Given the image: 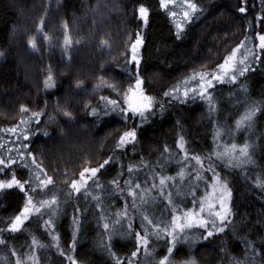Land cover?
<instances>
[{
    "label": "trees",
    "instance_id": "obj_1",
    "mask_svg": "<svg viewBox=\"0 0 264 264\" xmlns=\"http://www.w3.org/2000/svg\"><path fill=\"white\" fill-rule=\"evenodd\" d=\"M240 3L241 0H203L199 3L201 10L183 31H179L169 10L160 6V0H0V52H3L0 56V136H7L10 131L5 130L20 125L21 119L29 113L43 111L45 115L39 117L40 123L33 122L28 129V140L23 139L17 128L12 141L21 146L30 145L27 152L35 155L46 174L53 178V184L58 186L76 179L85 167H98L111 158L99 173L103 185L99 187L101 210L94 215L91 211L85 215L80 211L74 253L70 247L73 235L69 214L56 221L41 209L25 221L19 232L12 233L7 226L22 210L26 197L16 188L0 192V228L5 229L0 237L6 241L0 244V264H15L17 257L12 254L13 249L24 264H29L26 259L30 255L37 256L39 264H70L60 255L53 235L59 236L60 248L82 264H116L117 256L128 264L135 246L134 233L121 236L113 229L126 232L131 220L133 228L142 231L139 226L144 209L137 205L130 209L129 216L121 218V224H115L117 217L113 213L123 208L109 180H118L120 175L123 182L135 180L140 175L157 177V172L167 170L172 177L184 167L185 182L181 191L171 198L180 205L178 212L173 213L168 201L147 209L154 220L168 222L172 215L192 208L194 200L198 210L199 199L209 190L211 171H201L202 179L195 186L190 184L199 169L191 160L193 154L204 158L205 167L212 163L221 180L231 189V223L226 224L224 232L207 241L199 240L191 246L178 244L173 253L176 264L190 257H195L198 264H233V257L264 264V189L257 186V179L264 180V53L258 47L254 49L261 59L252 63L236 85L214 89L213 96L220 94L222 97L217 112L210 111L197 98L181 103L164 96L180 78L214 69L242 41L250 48L258 45L255 33H264L258 20L264 16V0H247L246 13L237 11ZM141 5L149 9L147 25L139 17ZM41 19L44 20L42 30ZM137 34L143 37L139 55L147 91L156 97L157 104L164 103L165 111L161 115L157 108V114L138 128L135 145L118 149V137L133 122L125 124L116 113L94 117L90 115V108H103L101 96L119 99L111 87H97L101 78L115 83L121 92L127 90L131 81L123 68L132 67L130 46ZM66 36L71 38L67 47ZM31 37L36 38L35 49L28 43ZM49 74L53 76L55 87L45 89L44 81ZM80 81L83 83L77 88ZM252 102L261 107L247 134L254 163L227 166L216 158L215 152L226 136L231 139L228 133L236 129V121L247 110L244 106ZM22 106L29 111L22 113ZM64 110L70 111L72 116H65ZM218 127L223 134L214 139ZM243 133H238L237 145L242 144ZM181 136L189 153L187 159L179 147ZM6 152L8 149L4 145L0 148V156L6 157ZM209 154H212L210 161L206 159ZM164 157H169V161L162 164L159 159ZM23 162L18 158V164L13 167L19 177L27 179L28 170L20 166ZM129 166H133L131 172ZM3 178L8 177L0 174V179ZM122 187L126 190L128 185ZM31 194L34 201L37 200V192ZM102 219L110 228L100 233L96 223ZM49 220L52 224L47 223ZM191 231L200 234L204 230L194 228ZM33 237L46 247L33 245ZM151 240L149 247L154 251L149 255L141 252L138 264H157L166 254L164 240ZM248 241L260 254L251 249L246 254Z\"/></svg>",
    "mask_w": 264,
    "mask_h": 264
},
{
    "label": "snow or ice",
    "instance_id": "obj_2",
    "mask_svg": "<svg viewBox=\"0 0 264 264\" xmlns=\"http://www.w3.org/2000/svg\"><path fill=\"white\" fill-rule=\"evenodd\" d=\"M170 4H175V0H160V6L164 9H168ZM184 4L187 6V9L183 12L184 18L187 20H191L192 13L198 10V6L196 3H193L192 0H184ZM247 0H241L240 5L237 7V11L240 13L247 12ZM139 17L142 19L144 25L148 24L149 20V9L143 5H141L138 9ZM170 15L175 17L177 13L175 11H170ZM261 28H264V16L258 17ZM44 20L40 21V28L43 29ZM177 28L180 31H183V25L177 22ZM65 29H67V23L64 24ZM252 25L249 24V28L251 29ZM179 36V32L177 33ZM256 37L258 38V45H254L253 47H245V43L242 41L235 49L231 51L229 55L223 60L222 63L217 65L216 70H208V71H199L193 72V74L187 77L183 84L185 85L183 88V97L185 99H180L179 88L174 87L169 91L164 93V96H171L174 100H180L181 103L187 102L189 98V94L191 93V99L195 100L197 97L203 100H207L209 104V110H212L213 107V97L211 92L209 91L212 88L216 87V84H223L226 81L229 83H236L238 76H244L246 72L250 70V65L254 62H258L261 59L260 54H258L254 49L256 47L259 48L261 53H264V33L256 32ZM47 39L48 37L45 36ZM245 39H248L246 37ZM33 49L37 47L36 38L31 37L28 41ZM103 43L107 44V41H103ZM71 44V38L65 37V45ZM143 44V37L137 34L135 42L131 44V63L132 67H124L123 71L129 73L130 83L126 91L121 92L115 83H109L108 81L101 78V85H107L111 87L116 93L119 99L111 98L107 96H101L100 100L104 101L103 108L99 107H91L90 115L94 117H98L101 113L103 116H109L113 113H116L120 116L121 120L127 124L128 122H133L131 127L126 128L123 133L118 137L116 142V148L124 149L128 145H135L138 141V128L142 127L144 122L148 121L151 116H155L156 109L159 108L160 114L163 115L165 111L164 103L157 104V99L154 95L149 94L145 85V79L142 76L141 69V57L139 55L140 46ZM241 49H244V52L238 57V53L241 52ZM0 56H3V52H0ZM128 63V60L125 61V64ZM195 82L194 85L190 86V82ZM82 81L77 82L76 87L80 88L82 85ZM45 89L54 88L55 81L53 76L49 74L44 81ZM87 107V106H86ZM59 108V105H58ZM29 109L27 107L22 106L21 112L27 113ZM261 111V107L257 102H252L248 105L247 110L244 114L236 121V130L239 131L241 128L251 129L254 125L255 118L257 113ZM63 114L67 117H71L72 113L70 111L64 110ZM45 115L43 111L32 112V115L28 117L27 120L21 119L20 123L27 125L29 122L33 121L36 124L40 123L39 117ZM52 119V117H49ZM136 121H139L137 124ZM19 125L6 129L5 131H10L12 133H16ZM21 134L24 140L29 139L28 129H22ZM223 134V130L219 127L215 132L214 139H218ZM44 135H48L45 131ZM4 145L0 144V148H3ZM21 148H16V156H13L11 153L13 151L12 148L8 149V155L0 156V174H4L8 178L0 179V192L4 190H11L13 188L18 189L20 192L25 194L26 203L24 204L22 210L18 215H16L8 224L7 230L9 232L15 233L19 232L25 221L28 220L32 213H40L41 209L48 207L52 209L53 215L58 211V202L57 197L53 193L50 199L41 198L39 200H35L34 196L31 193H36L38 189L47 188L48 185L53 184V178L48 176L46 172L42 168V163L36 160V157L33 153L27 152L30 145L23 144ZM179 147L182 151H184V156L187 159L189 157L188 151L185 149V141L184 137H180ZM252 145L245 142L242 145H237L236 143H231L230 145H226L223 152L216 151L215 156L218 160L224 162L227 166L230 167H239L243 164L254 163L252 159V155L250 153V148ZM167 151V148L165 149ZM32 157L31 165L27 161H24L25 154ZM211 155L209 154L206 159L211 160ZM18 158L22 163L23 168L30 170V175L27 179H23L18 176L16 168L13 166L18 164ZM111 158L106 159L102 164L98 167H85L79 173V179H73L70 182V188L75 191V193L79 194L82 188H86L88 181L90 179L96 178L97 174L100 172L105 165L110 163ZM191 160H194L196 165L199 166V169L196 170V179H202L200 175L201 171H212L213 172V180L212 184L213 194L219 193L216 195L214 199L205 196L200 199L199 207L197 210L196 201H193V207L190 209H185L182 213L174 214L171 216L170 221L165 222L163 220H154L145 212H142V220L140 224V230H135L133 228V224L131 220L127 223V231L120 232L118 229H113V232L116 235H132L134 233L135 246L134 250L131 252V256L128 259V264H138V256L141 252L145 255H149L154 249H150L149 245L152 243L151 238H155L156 241L164 240L166 245V254L160 257L157 261V264H176L173 259V253L177 251V245L180 243H187L189 246L195 244L199 240L207 241L210 237L218 233H222L225 231V226L227 223H231L229 217L232 215V209L230 206V201L232 197L231 189L228 187L226 181H222L220 178V174L217 173L212 163H208L205 167L204 158L201 156L193 154L191 156ZM34 166V167H32ZM133 166H129L128 171H132ZM177 175L183 180L185 176V169L181 167L180 171ZM43 177V178H42ZM33 179L37 181V183L33 186ZM168 181H175V177L171 176H160L159 177V186L155 182L152 184V188L159 187V191L161 195H165L164 189ZM67 182V181H66ZM93 183L97 187H103L99 183L98 179H94ZM113 185L119 188V181L113 179L111 181ZM125 184L128 185V193L133 197L132 205L136 207V198L137 192L135 189H140L141 184L135 183L133 185L131 180L125 181ZM26 185L29 187L26 188ZM257 186L264 189V180L257 179ZM123 191V189H120ZM148 189H143L142 194L140 195L141 203H147V200L144 198L143 193L147 192ZM91 193L86 191L85 195H90ZM69 196L72 195L71 192L68 193ZM168 204L172 205L173 213H177L180 205L175 204L171 199V192L169 191L167 194ZM94 199H99V197H93ZM53 205H57L56 208H53ZM207 209V216L204 215L205 210ZM128 215V205L125 204L123 211H118L115 213L117 219H115V224H121V218L127 217ZM103 218V217H102ZM219 221V223H217ZM74 223H77L76 231H79L78 222L75 220ZM146 222V223H145ZM47 223L52 224V221L49 220ZM54 227V225H53ZM123 227V225H121ZM103 228L105 230H109L110 224L105 222L103 224ZM194 228L203 229L204 231L200 234L193 233L191 230ZM5 229L0 228V232H3ZM53 239L57 242L56 247L60 251V255L64 256L70 264H82L74 255L69 252L64 251L60 248L59 244V236L53 235ZM112 234L109 235V240L111 241ZM6 241L2 237H0V244H5ZM33 245H38L43 248L46 245L41 244L35 237L32 240ZM71 252L74 253L76 249V232H73L72 244H71ZM109 250L111 251V245L109 244ZM251 249L254 253L260 254L256 252L254 244L251 241H248L245 245V250L247 254V250ZM12 254L16 256L15 264H24V261L20 256L17 255L16 250L13 249ZM112 255H116L114 251H112ZM28 259L33 262V264H39V260L35 255L28 256ZM233 264H252L247 258L240 259L233 257ZM116 264H124L123 261L117 256ZM182 264H198L195 257H190L182 262Z\"/></svg>",
    "mask_w": 264,
    "mask_h": 264
},
{
    "label": "rangeland",
    "instance_id": "obj_3",
    "mask_svg": "<svg viewBox=\"0 0 264 264\" xmlns=\"http://www.w3.org/2000/svg\"><path fill=\"white\" fill-rule=\"evenodd\" d=\"M192 2L197 4L198 10L196 12L192 13L191 20L190 21L187 20L186 18H184V16H183V12L187 9V6L184 4V0H175V4H170L169 5V8H168L169 15H170V11H175L177 13V15L175 17H173V16L170 15V17L172 18L175 26L177 25V22H179V23H181L183 25V29H184V27L188 23H190L192 21V19L199 12V10H201V6L199 5V3L200 2H203V0H192ZM203 7H205V6H203ZM176 28H177V26H176ZM245 47H249L250 48V46H249L248 43L245 44ZM243 52H244V49H241V52L237 54L238 57ZM216 68H217V66L214 69H211V70H216ZM192 74L193 73H190V74H188V75L180 78L179 80H177L171 86V89L174 88V87L179 88V95H180V99H182V100L185 99L183 97V88L185 86L183 84V81L187 77L191 76ZM242 77L243 76H238L237 81L234 84L233 83H229V82L226 81L223 84H216V87L215 88H217V87H225V86L232 87V86L236 85L238 83V81ZM194 84H195L194 81L193 82H190V86L191 85H194ZM215 88H212L209 91L211 92L212 97H213V107H212V110L215 111V112H217L216 109L218 110L220 108L221 103H222V97H221L220 94H216L215 96H213V91H214ZM191 95L192 94L190 93L188 99H191L190 98ZM197 99H200V98L197 97ZM200 100L202 101L203 104L206 105V107H209V104H208V101L207 100H203V99H200ZM244 107H248V106H244ZM31 115L32 114L29 113L24 120H27L28 117H30ZM33 122H34V120L31 121V122H29L27 125L20 123L18 129H20V131L22 129H25V128L29 129L30 126H31V124ZM249 130H251V129L241 128L239 131H237L236 129L233 130V131H231L230 133H228L231 139L229 140L227 138V136H226V138H224L222 140L221 145L219 146V148H218L217 151L223 152L226 145H230L231 143H236L237 144L238 143L237 142V137H238V133L240 131H243L244 132L243 133L244 136H243V142H242V144L245 143V142H247V140H248L247 134H248V131ZM6 135L7 136H0V144L6 145L7 146V149L12 148L13 151H12L11 154L13 156H16V151H15L16 148H21V150L23 151L21 145L15 144L14 141H12L16 137V134L15 133L10 132V133H7ZM5 137H7V138H5ZM242 144H240V145H242ZM6 154L8 155V152H6ZM168 159H169V157L168 158L167 157H164V158L159 159V162L162 163V164H165L166 162L168 163V161H169ZM31 160H32V157L25 154L24 161H27L29 163V165H31ZM162 164H160V166H162ZM32 167H34V166H32ZM27 170L28 171H26V169H25V171H26V178H28V176L31 174L30 173V170L29 169H27ZM168 171L169 170L157 172L156 173L158 175L157 177H153L152 175H148L147 174V176L140 175L139 177H137V179H135V180L132 179L133 185L135 183H140L141 184V188L140 189H135V191L138 194L137 195V198H136V205H140V207H142L144 209V212L146 214H147L148 207H153L156 203H159V202H162V201H168L166 194L169 191L172 194L171 195V198H174L181 191L180 188L182 187V183L185 182V179L183 178V180H181V178L178 177L177 174L172 175V177H175V181H168L167 182V184L165 186V189H164L165 195H161L160 194L159 187L152 188L153 182H155L157 184V186H159V177L161 175L162 176H166V177L169 176V174H167ZM99 173L97 174V177L96 178L90 179L88 181L87 187L86 188H82L81 189V192L79 194L75 193V191L70 188V182L67 185H64V186H58L56 184H50V185H48L47 188H42V189H38L37 190V197H36V199L37 200H39L41 198L50 199L51 196H52V194L54 193L56 195V197H57V202H58V211L56 212V214L53 215L52 209H50L48 207H45L43 209L45 211H47L48 213H50L52 215V217H55L57 219L56 221H58L64 214H69V221H70V228L72 230V235H73V232L75 231L76 232V236H77V234H78L79 231H76L77 223H74L73 222L74 221V217H75V220L78 222V225H79V214H80V211H84V212H82V214H84V215L87 214L88 211H91V212H93L92 214L94 215V213H97V211L101 210L102 203H101L100 198L102 197V192H101L100 188L97 187L93 183V180L94 179H98L99 180V183L101 184V182H100L101 179L99 178ZM137 175H139V174H137ZM76 179H79V176ZM109 181L111 182V179ZM118 181H119V188H117L115 185H113L114 186V190H116L118 192L117 196H119L118 198L122 201V204L121 205H122V208L123 209L125 207V204L127 203L128 209H129L128 210V216H129L130 215V209H135V207L132 205L133 197L131 195H129L128 188L126 190H124L125 189V187H124V189H123L122 186H125V181L123 182V180H121V175L118 176ZM197 181L198 180L195 178L193 181H190V184H192V185L195 186V183ZM36 183H37V181H35L33 179V186ZM213 183H214V180H213V172L211 171L210 172V178H209V184H210L209 190L207 192L204 191L203 196L201 198H203L205 196H208V197L214 199L216 195H219V193L213 194V189H212V184ZM120 188L124 190V192L122 191V194L120 192L121 191ZM143 189H148L147 192H144L143 193L144 198L147 200V203H141V200H140V195L142 194V190ZM86 191L90 192L91 194L90 195H85V192ZM109 191H110V189H109ZM69 192L72 193L71 196L68 195ZM93 197H99V199H94ZM200 199H199V203H200ZM52 207L53 208H56L57 205H53ZM118 211H120V210H115L114 212L116 213ZM115 213H113L114 216H115ZM32 215H36V213L34 212V213L31 214V216ZM101 215H103V214H101ZM204 215L207 216V209L205 210ZM217 223H219V221H217ZM103 224H104L103 223V219L96 223V226L100 230V233H102L105 230L103 228ZM26 262H29V264H33V262L31 260H29L28 257L26 259Z\"/></svg>",
    "mask_w": 264,
    "mask_h": 264
}]
</instances>
